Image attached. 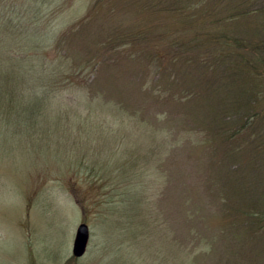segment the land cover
<instances>
[{
    "label": "rangeland",
    "instance_id": "obj_1",
    "mask_svg": "<svg viewBox=\"0 0 264 264\" xmlns=\"http://www.w3.org/2000/svg\"><path fill=\"white\" fill-rule=\"evenodd\" d=\"M182 2L0 0V264H264V0Z\"/></svg>",
    "mask_w": 264,
    "mask_h": 264
},
{
    "label": "trees",
    "instance_id": "obj_2",
    "mask_svg": "<svg viewBox=\"0 0 264 264\" xmlns=\"http://www.w3.org/2000/svg\"><path fill=\"white\" fill-rule=\"evenodd\" d=\"M204 1L205 0H183L181 7H179V6L176 7V11H178V12H180V11L186 12L185 13V17H184L186 23L191 22L192 19H194V20L199 19L198 13L204 14V15L208 16V18H206L205 21H203V23H206L207 20L209 19L210 15H212L213 12H212V10H210L208 3H204ZM253 12H256V11H254V9L252 10L250 8H246V9H243L241 11L237 10V12H234V11L233 12H229L228 15H229V18H233V17H236L238 15H242V16L249 15L250 13H253ZM78 24H80V22ZM222 36H225V35H222ZM210 40L213 41V42H217L219 39L213 37ZM242 42H243V39H239V38L238 39L237 38H234V39L233 38H231V39L228 38V39H222L221 40V43L225 44L226 46H230L232 43L235 46H238ZM255 46H257V44H255ZM254 50H257V49H254ZM225 57H228V58L235 57L236 58L237 56L232 52V50H228V53L225 54ZM218 59H221V58L219 57ZM245 59H248V57H246ZM187 61H192V60L189 59ZM215 62L224 63L225 61H214V62H211L209 60V62H207L205 64H212V63H215ZM236 64H238V63H236ZM240 67L243 68V66L241 64H239V65H235L234 64V65H232V67H229V69H231V70H235V68L241 69ZM158 71H162V70H158ZM248 81H249V79H248Z\"/></svg>",
    "mask_w": 264,
    "mask_h": 264
},
{
    "label": "water",
    "instance_id": "obj_3",
    "mask_svg": "<svg viewBox=\"0 0 264 264\" xmlns=\"http://www.w3.org/2000/svg\"><path fill=\"white\" fill-rule=\"evenodd\" d=\"M89 241V229L85 223H80L76 229L72 245V255L81 257L86 252Z\"/></svg>",
    "mask_w": 264,
    "mask_h": 264
}]
</instances>
